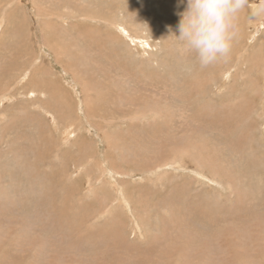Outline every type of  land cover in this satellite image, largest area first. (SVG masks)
I'll use <instances>...</instances> for the list:
<instances>
[{
  "label": "rangeland",
  "instance_id": "obj_1",
  "mask_svg": "<svg viewBox=\"0 0 264 264\" xmlns=\"http://www.w3.org/2000/svg\"><path fill=\"white\" fill-rule=\"evenodd\" d=\"M263 171L264 0H0V264H264Z\"/></svg>",
  "mask_w": 264,
  "mask_h": 264
},
{
  "label": "bare ground",
  "instance_id": "obj_2",
  "mask_svg": "<svg viewBox=\"0 0 264 264\" xmlns=\"http://www.w3.org/2000/svg\"><path fill=\"white\" fill-rule=\"evenodd\" d=\"M40 6V5H39ZM252 9V8H251ZM240 15V14H239ZM235 17V16H234ZM236 18H237V16H236ZM230 23V22H229ZM218 25L220 24V20H218V23H217ZM231 25V24H230ZM255 29L256 28H258L257 27V25H256V27H254ZM256 32H257V29L255 30ZM235 37L236 38H239V34H236L235 35ZM241 37V36H240ZM254 44H256V42L254 43ZM253 45V44H252ZM255 53V55H256V52H254ZM46 74V73H45ZM210 108H213V107H211V106H202V112H204V113H207L208 112V110L210 109ZM240 128V127H239ZM240 129H242V128H240ZM192 138V137H191ZM200 147L201 148H204V146H203V144L202 145H200ZM200 148V150H199V152H201L202 151V149ZM208 149V147H206V150ZM228 150H229V154L230 153H234V152H236V151H238V148H228ZM195 154H196V152H195ZM255 159H257L256 157H255ZM198 160H201L202 161V157H198V159H195V161H193V160H191L193 163H197V161ZM263 174H264V171L262 172ZM121 182V181H120ZM123 183V182H122ZM119 192V191H118ZM120 194L121 195H123V193L122 192H120L119 193V196H120ZM122 199V198H121ZM127 205H128V203H127ZM136 227L137 228H139L138 226H137V224H136Z\"/></svg>",
  "mask_w": 264,
  "mask_h": 264
}]
</instances>
